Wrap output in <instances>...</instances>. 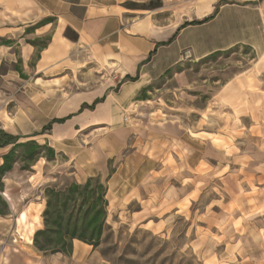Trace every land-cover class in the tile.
Returning <instances> with one entry per match:
<instances>
[{
  "label": "rangeland",
  "instance_id": "rangeland-1",
  "mask_svg": "<svg viewBox=\"0 0 264 264\" xmlns=\"http://www.w3.org/2000/svg\"><path fill=\"white\" fill-rule=\"evenodd\" d=\"M144 5L153 8L150 2ZM32 34L33 29L24 36ZM20 50L16 44L14 58ZM77 58L82 65L72 62L75 55L51 68L36 69V63L32 64L28 77L18 81V94L22 95L24 87L35 88L45 91L46 99L56 105L60 95L70 102L77 93L113 89L117 106L112 114L114 123H91L76 133V145L68 146L83 151L95 142L107 143L108 152L117 154L109 163L110 175L120 163H132L131 154L142 147L147 160L152 165L158 160L163 168L165 196L170 199L160 210L141 215H137V206L126 216L109 213L108 206L106 232L85 264H234V257H226L225 228L233 215L231 204L241 176L236 167L244 162L245 153H253L254 143L257 149H264V55L243 46L202 61L185 60L141 88L132 99L127 96L132 89L118 77L121 70L116 64L109 66L104 57H91L87 50ZM20 68L21 63L14 66L15 71ZM50 133L15 142L35 141L58 150L60 146L46 137ZM118 133L124 140L114 139ZM45 138L51 143L44 144ZM57 157H41L28 171L18 162L5 176L4 189H25L32 183L33 193L21 199L26 211L33 201L37 202L36 213L39 211L48 187L74 183L70 158L64 154ZM194 164L202 173L191 172ZM10 191L1 195L11 205ZM13 192L18 195L21 191ZM17 215L21 216L12 215L13 223L0 222V264H23L35 247L32 225ZM41 254L46 258L56 255Z\"/></svg>",
  "mask_w": 264,
  "mask_h": 264
},
{
  "label": "crops",
  "instance_id": "crops-1",
  "mask_svg": "<svg viewBox=\"0 0 264 264\" xmlns=\"http://www.w3.org/2000/svg\"><path fill=\"white\" fill-rule=\"evenodd\" d=\"M147 2L153 8H147ZM31 29L33 37L24 36ZM26 38L32 39L24 42ZM8 41L13 43L6 45ZM36 41L48 44L40 49L31 44ZM14 42L21 46L17 58ZM243 46L264 55V0H0V131L17 142L51 132L46 137L60 146L51 148L70 158L74 182L83 184L98 176L107 181L109 213L126 216L133 206L139 207L137 215L158 211L170 200L165 196V173L158 160L153 165L147 160L142 147L131 154L132 163H120L110 175L109 163L117 154L108 152L107 143L95 142L83 151L68 146L76 145V133L89 124L114 123L113 89L77 93L70 102L60 95L55 105L46 99L45 91L35 88L24 87L22 95L18 94V81L28 77L35 63L36 69L51 68L75 55L72 62L82 65L77 56L87 50L91 57L102 56L107 65L119 67L118 77L128 82L132 90L127 96L132 99L141 88L185 60L202 61ZM18 62L19 72L14 69L20 66ZM115 136L116 141L124 140L119 133ZM47 142L51 143L45 138L44 144ZM13 146L0 148V165ZM253 147V153L244 152V162L236 167L241 176L231 204L233 215L225 228L226 257H234V264H264V149H257L256 143ZM195 171L202 173L198 164L191 167L193 174ZM4 190H11L12 204L8 203L10 214L0 217V222L13 223L12 215H23L22 221L32 225L33 239L43 228L45 199L38 204L37 213L34 201L26 211L21 199L33 193L32 183L25 189ZM13 190L21 192L17 195ZM131 215L132 220L136 218ZM73 246L70 256L49 258L34 247L23 264H85L94 248L79 241Z\"/></svg>",
  "mask_w": 264,
  "mask_h": 264
},
{
  "label": "trees",
  "instance_id": "trees-1",
  "mask_svg": "<svg viewBox=\"0 0 264 264\" xmlns=\"http://www.w3.org/2000/svg\"><path fill=\"white\" fill-rule=\"evenodd\" d=\"M4 43L7 45L13 42ZM32 44L40 49L47 46V43L41 46L36 42ZM9 144L14 146L3 156V163L0 165V217L10 214V206L1 193L4 191L3 180L15 164L24 163L22 170L28 171L41 157L47 160L57 157L55 150L46 145L35 141L17 143L15 138L0 131V148ZM107 195V181H102L101 178H90L85 184L74 182L63 188L48 187L45 190L43 228L35 233L33 239L35 248L43 254L69 256L73 252L74 242L79 241L96 249L107 229Z\"/></svg>",
  "mask_w": 264,
  "mask_h": 264
}]
</instances>
